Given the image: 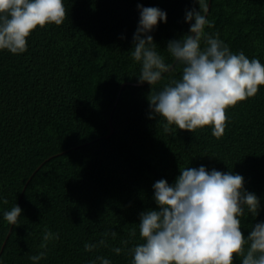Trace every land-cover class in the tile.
Instances as JSON below:
<instances>
[{
	"label": "trees",
	"instance_id": "16d2710c",
	"mask_svg": "<svg viewBox=\"0 0 264 264\" xmlns=\"http://www.w3.org/2000/svg\"><path fill=\"white\" fill-rule=\"evenodd\" d=\"M64 4V23L37 27L26 52L0 50V264H34L30 257L41 251L46 256L36 264H100L98 256L131 264L130 250L144 242L140 213L158 210L154 183L174 184L186 167L242 175L244 188L260 201L258 215L245 209L240 217L242 231L247 236L264 222V85L255 97L227 109L225 134L217 140L211 126L165 133V121L151 118L152 86L139 83L141 65L131 56L138 5L167 12V23L161 20L149 34L171 66L168 42L189 32L186 12L199 4ZM206 18L207 35L218 34L234 54L243 51L264 64V0H211ZM182 69L175 62L154 91L181 79ZM15 205L23 212L7 237L11 225L4 213ZM45 229L59 239L42 249ZM101 239L107 247L99 245ZM85 243L98 246L89 252ZM234 264H241L239 257Z\"/></svg>",
	"mask_w": 264,
	"mask_h": 264
},
{
	"label": "clouds",
	"instance_id": "9594fccd",
	"mask_svg": "<svg viewBox=\"0 0 264 264\" xmlns=\"http://www.w3.org/2000/svg\"><path fill=\"white\" fill-rule=\"evenodd\" d=\"M192 2L199 4V10L186 12L189 32L170 40L166 49L183 65L181 79L158 92L153 89L162 74L170 71L149 34L161 20L167 23V12L158 7L138 5L140 20L131 56L141 65L139 83L152 86L148 95L151 118L158 116L165 121V133L175 129L195 133L211 126L212 135L219 140L227 127V109L255 97L264 85V64L257 58L249 59L243 51L234 54L218 34L207 35L205 26H211L206 18L209 2ZM67 15L64 0H0V50L26 52L28 38L37 27L60 26ZM153 188L158 210L140 213L139 235L144 242L130 250L131 264H234L237 257L241 264H264V222L252 226L247 236L241 228L245 209L256 216L260 208L259 198L244 188L242 175L216 169L209 172L205 166L186 167L181 168L174 184L160 179ZM22 212L15 205L4 213V219L16 225ZM111 235L115 238L116 232ZM53 239H59V234L45 229L40 247L47 249ZM98 243L107 247L104 239ZM97 246L85 243L84 248L91 252ZM113 251L120 254L122 249ZM45 256L41 251L30 259L36 264ZM96 260L111 264L102 256Z\"/></svg>",
	"mask_w": 264,
	"mask_h": 264
},
{
	"label": "water",
	"instance_id": "95a60500",
	"mask_svg": "<svg viewBox=\"0 0 264 264\" xmlns=\"http://www.w3.org/2000/svg\"><path fill=\"white\" fill-rule=\"evenodd\" d=\"M210 5H211V0H209V8H210ZM175 62H176V61H175ZM175 62H173V63L171 64L170 67H172V66L175 64ZM124 84H125V82L122 84V86H124ZM113 111H114V110H112L111 115H110V125H111V132H110V134H111V133L113 132V130H114L113 125H112V113H113ZM110 134H108V135H110ZM23 190H24V189H23ZM12 226H13V225L10 226L9 232H8V234H7V237L9 236V233H10V231H11Z\"/></svg>",
	"mask_w": 264,
	"mask_h": 264
}]
</instances>
